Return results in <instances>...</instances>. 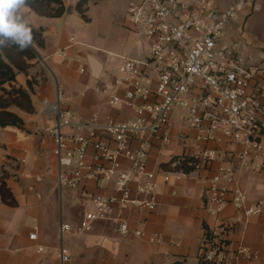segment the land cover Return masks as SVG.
I'll use <instances>...</instances> for the list:
<instances>
[{"label": "crops", "instance_id": "0c3cea01", "mask_svg": "<svg viewBox=\"0 0 264 264\" xmlns=\"http://www.w3.org/2000/svg\"><path fill=\"white\" fill-rule=\"evenodd\" d=\"M232 2L211 0L218 10L226 9ZM21 9L18 15L29 26L43 30L44 46L37 48L36 58L28 61L31 67L27 75L17 77L18 85L24 88L28 80L35 82L31 93L34 112L15 110L23 121L22 127H0V179L3 178L5 188L15 201L14 205H9L0 194V264H61L58 260L60 247L67 248L70 253L67 264H201L198 254L205 231L222 222L231 226L226 241L229 252L236 258L235 264H264V213L246 217L228 205L219 216L213 217L205 207L210 180L220 166H233L238 183L230 188L244 190L251 204L264 201V173L244 170L233 159L243 150L239 145L223 146L228 159L220 157L197 171L182 174L174 169L172 160L184 155L186 145H192V141L184 140L185 137L195 136L182 123L180 112L172 117L170 142L164 144L157 140L147 158V172L157 192V208L151 211L117 204L110 219L97 221L89 232L79 230L83 214L92 209V196L119 199L120 194L113 181L83 180L73 188L58 185L55 144L47 131L54 126L56 114L46 102L55 103L61 95V109L74 118V125L63 130L69 138L87 137L88 124L94 118L101 123L132 119L130 109L111 106L94 91V86L98 79L114 72L115 63L122 55L137 56L140 50L130 31L125 36V44L120 43L123 52L98 49L74 36L68 16L75 18L76 11L61 18H47L27 7ZM223 36H238L232 39L234 42L230 41L231 47H223L236 50L253 63H264V0H254L252 7L241 12ZM110 54L115 57L113 61ZM89 55L101 64L98 78L93 76ZM203 147L215 148L212 144ZM94 155L95 150L89 148L86 157L89 165L108 166L94 160ZM119 161L123 169H129L126 160ZM139 182H132L131 190L135 191ZM120 219L129 224L131 233L128 236L116 231V222ZM63 225L71 229L61 236ZM135 230L143 231L146 237L134 236ZM154 233H160L162 240L150 244L147 238ZM31 235H36V239L31 240ZM241 249L247 250L244 255L239 254Z\"/></svg>", "mask_w": 264, "mask_h": 264}, {"label": "built area", "instance_id": "2783aa9c", "mask_svg": "<svg viewBox=\"0 0 264 264\" xmlns=\"http://www.w3.org/2000/svg\"><path fill=\"white\" fill-rule=\"evenodd\" d=\"M253 1L233 0L226 9L218 10L211 0H133L127 10V26L143 51L137 56L122 55L114 72L98 79L94 86V91L111 106L130 109L133 118L103 123L94 118L88 124L87 137L69 138L63 130L74 125V118L61 109V95L55 103L46 102L56 114L54 126L47 131L55 144L58 185L73 188L83 180L113 181L120 194L119 199L92 196V209L79 223L81 232L91 231L97 221L110 219L117 204L151 211L157 208L147 158L157 140L170 142L169 130L176 112L182 113V123L195 136L185 137L192 145H186L184 155L172 160L174 169L182 174L197 171L220 157L228 159L223 146L239 145L243 150L233 159L244 170L264 173V63L246 60L236 50L220 44L226 28L252 7ZM109 56L111 61L115 59ZM208 144L215 148L203 147ZM89 148L95 150L94 160L108 166L89 165ZM120 159L130 164L129 169L122 168ZM134 181H140L135 191L130 188ZM237 183L232 165L217 169L205 198L211 216H219L228 205L246 217L264 213V201L251 204L244 190L230 188ZM116 223L119 235L131 233L126 220ZM230 228L222 222L206 229L198 254L201 264H235L226 241ZM70 229L63 225L61 236ZM132 233L146 237L140 230ZM30 239L35 240L36 235ZM147 240L157 244L162 235L154 233ZM246 251L241 249L239 254ZM70 259L68 249L60 247V263L67 264Z\"/></svg>", "mask_w": 264, "mask_h": 264}, {"label": "trees", "instance_id": "16d2710c", "mask_svg": "<svg viewBox=\"0 0 264 264\" xmlns=\"http://www.w3.org/2000/svg\"><path fill=\"white\" fill-rule=\"evenodd\" d=\"M91 1L95 0H79L75 7L76 12L84 20ZM24 6L35 14L47 18H61L66 13L62 0H26ZM29 27L32 31V43L24 50H20L16 44L10 41L4 46H0V127L2 128L22 127L23 121L15 110L25 113L34 112L31 101L34 80H28L26 88L18 85L17 81L19 74L27 75L31 67L28 61L36 58V49L44 46L43 30ZM0 194L4 202L9 205L15 204L14 198L5 188L3 178L0 179ZM173 264L184 263L174 262Z\"/></svg>", "mask_w": 264, "mask_h": 264}, {"label": "rangeland", "instance_id": "374dc122", "mask_svg": "<svg viewBox=\"0 0 264 264\" xmlns=\"http://www.w3.org/2000/svg\"><path fill=\"white\" fill-rule=\"evenodd\" d=\"M62 1L65 8L74 2L75 5L71 9L74 10L79 0ZM132 1L133 0H100L95 4L89 3L90 5L86 12L85 20L78 12L75 18L68 16L72 24L73 35L82 38L98 49L123 52L124 48L120 46V43L122 42L125 44V36H127L130 31L127 26V10ZM23 9H26V7L22 6L21 10ZM234 37L238 38V36H223L220 40V44L231 47L232 44H230V41L234 42V40H232ZM249 49L251 50L250 47ZM139 50L143 51V49ZM249 53L253 54V51H249Z\"/></svg>", "mask_w": 264, "mask_h": 264}, {"label": "clouds", "instance_id": "9594fccd", "mask_svg": "<svg viewBox=\"0 0 264 264\" xmlns=\"http://www.w3.org/2000/svg\"><path fill=\"white\" fill-rule=\"evenodd\" d=\"M26 0H0V46L9 41L24 50L32 43V31L18 15Z\"/></svg>", "mask_w": 264, "mask_h": 264}, {"label": "water", "instance_id": "95a60500", "mask_svg": "<svg viewBox=\"0 0 264 264\" xmlns=\"http://www.w3.org/2000/svg\"><path fill=\"white\" fill-rule=\"evenodd\" d=\"M74 5L75 4L73 2L66 7V15H71L74 12L75 9L71 10L74 7ZM89 62L94 78H98V76L101 73V64L93 56L90 55H89Z\"/></svg>", "mask_w": 264, "mask_h": 264}]
</instances>
